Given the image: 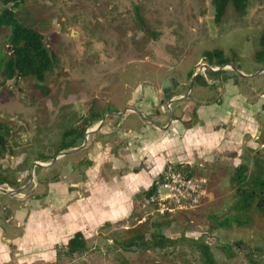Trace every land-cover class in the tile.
<instances>
[{"label":"rangeland","instance_id":"1","mask_svg":"<svg viewBox=\"0 0 264 264\" xmlns=\"http://www.w3.org/2000/svg\"><path fill=\"white\" fill-rule=\"evenodd\" d=\"M15 12L43 34L57 62L44 81L33 76L6 79L11 27L0 29V134L9 144L0 159V175L9 183L0 185L18 188L34 175L18 196L0 191V215L6 208L12 219L4 224L5 231L0 229V264H207L204 244L210 246L215 264H264V217L251 211L250 223H236L238 216H245L235 208L240 184L233 180L240 164L246 165L251 177L255 166L264 162V60L257 58L264 0H249L244 13L230 6L219 22L212 0H24ZM215 49L223 50L247 76L238 75L230 64L216 78L203 70L209 85L195 80L193 98L171 104L172 112L194 126L175 123L186 141L173 146L175 156L167 164L181 165L177 168L185 174L204 176L211 194L194 209L166 214L155 213L144 196H136L128 217L92 227L84 235L89 250L69 255L63 245L71 235L54 241L51 214L65 215L68 187L74 189L72 182L87 179L83 173L88 165L80 162L86 153H72L33 170L39 154L46 153L47 161L42 162L51 161L71 125L60 115L53 121L58 97L86 91L90 97H111L120 109L129 99L146 108L139 99L143 84L158 85L164 76H175L181 87L173 97L184 95L191 73L207 63L206 53ZM145 92L151 93L148 87ZM83 99L82 94L76 97L77 102ZM202 105H209L204 108L212 113L204 114ZM135 123L139 121L130 115L123 126ZM105 127L112 129L110 124ZM124 128L105 142L130 143L123 152L136 151L131 144L134 134H125ZM143 128L152 132L145 123ZM167 134L154 135L179 137L175 130ZM84 188L75 187L78 197ZM155 232L171 241L165 246L126 248L139 235L150 238ZM3 248L12 251L13 261H6Z\"/></svg>","mask_w":264,"mask_h":264},{"label":"flooded vegetation","instance_id":"2","mask_svg":"<svg viewBox=\"0 0 264 264\" xmlns=\"http://www.w3.org/2000/svg\"><path fill=\"white\" fill-rule=\"evenodd\" d=\"M207 59H208L207 63H203L202 65H200V67L204 66L201 72L197 74V75H201L200 78H198L197 80L194 78V82L195 80L196 82L200 81L202 82V86L209 85L208 82L204 79L202 73L203 70H207L208 74L211 77L216 78L218 75L216 73H211L212 71H218V70L225 71L224 69L226 68V66L231 64L230 62L224 65H213L211 64L210 59L208 57ZM206 65H210L213 67H224V68L218 70H211L207 68ZM231 69L234 71L233 68ZM195 72H193V74L191 75L192 78ZM131 73H136V71ZM239 74L240 73H238V75ZM192 78H191V83H192ZM191 83L189 87L186 89L185 94L189 91ZM147 87L151 91L150 95H146L145 90ZM180 87H181V82L178 80V78L171 75L164 76L158 85H156L153 82L143 84L140 89L139 99L141 101V106L146 105L147 106L146 108L138 107L136 105L137 102L136 100L129 99L125 107L123 109H120V107H118L117 105V101H115L111 97L102 98L99 95L90 97L89 93L86 91H78L74 96L73 93H69L67 98H65L64 94H62L57 99L56 107L54 108L55 112L53 114L54 116L53 121L58 118L57 117L58 115H60L61 120L67 118L69 121H71V125L70 126L68 125L67 129L63 132L60 138V142L55 147L56 150L54 151V155L51 158V161L42 162V161H47V158L45 157L46 153L39 154L38 160L34 162L33 170L36 167H44L39 163H51V162L53 163L57 156L59 159L61 157H66L72 154V153H67L65 155H60V153L69 151L70 149L75 147L83 146V148L78 152L86 153V157H83L82 161L80 162H83V164L88 165V168L93 166L95 167L98 162L97 160H95L96 159L95 157H98V155H100L101 157L104 156L100 162L99 171L103 173L106 171L108 173L114 174L117 170H119V168L115 166V159L120 158L121 156L126 154L123 152V150L125 148H129L130 143L129 145L125 146L124 142L120 145V142L118 140H115L114 143L110 145L107 142H105L104 138L113 136V134L115 135L117 132L123 130L124 120L127 119L130 115L135 116L137 122L139 121V123L138 124L135 123L129 128L128 127L124 128L127 129L124 131L125 134L131 133V131L135 133L141 132V130H143L142 129L143 124L145 123L147 127L153 132L161 131L163 133L169 134L170 130H175L179 136H182L183 132L179 131V129L175 127V123H180V125L178 124V126L182 125L181 127H185L188 129L192 128L194 124L192 122L185 121L184 118L180 119L179 115L176 112L174 111L172 112V110L170 109L171 105L169 106L168 104L172 98H175L173 97L175 94L172 93L178 91ZM191 93L192 91L190 92V95ZM80 94L84 95V99L82 101L77 102L76 97L77 95ZM70 97L73 98L70 99ZM187 98H191V97H187ZM175 102L177 101L172 102V104H174ZM51 103L52 105H54L53 101ZM108 124L112 125V129H110L109 131H107L105 127ZM94 127H98V129L90 133L88 135V138H86L87 131L91 130ZM3 135L7 139L6 135L5 134ZM136 138L137 137L135 135L134 139L136 140ZM164 138H166V136ZM131 144H133L134 147L136 145L134 141H132ZM93 148H96V152H92V150H94ZM88 168H85V172L83 173L84 177H86L87 175ZM68 170H70L71 172L73 170V165L70 166ZM32 175L30 177L29 183L21 187L29 186L30 182L34 178L32 177ZM0 178H5L7 180L6 182L9 183V179L6 176L0 175ZM82 182H84V180ZM4 212H5L4 215H0V220H2V222H0V229H2V231H5V227H4L5 223L12 222V219H10V215H8L9 209L5 208ZM13 225H15V223H13Z\"/></svg>","mask_w":264,"mask_h":264},{"label":"trees","instance_id":"3","mask_svg":"<svg viewBox=\"0 0 264 264\" xmlns=\"http://www.w3.org/2000/svg\"><path fill=\"white\" fill-rule=\"evenodd\" d=\"M1 1L3 2V8L0 11V29L5 25L11 27L9 43L12 47V53L8 54L9 57L5 61L6 79L33 76L40 81L45 80L46 75L57 62L55 52L47 46L43 34L37 28L23 22L17 16L15 8L24 0ZM212 2L218 22L226 16L230 6H233L236 11L244 13L249 4V0H212ZM9 4H12V6L10 7ZM206 56L213 65L230 63L221 49L208 51ZM257 58L258 60H264V31L261 36V49L257 52ZM222 72L218 70L211 73L219 75ZM200 76L197 75L195 79L197 80ZM7 145V139L3 134H0V159L7 151ZM177 167H181V165H177ZM189 175H193L192 172ZM233 180L240 184L238 188L239 197L235 203V208L245 216L244 219L238 216L235 219L236 223L239 225L250 223L251 211H256L264 217V162L255 166L251 177H247L246 165L240 164L236 168ZM6 181L5 178H0V183ZM147 194L148 191L145 190L139 193L138 197H145ZM137 239L131 240L126 248H132V245L141 246L142 244H146L149 247L157 245L165 246L168 241H171L169 237L157 232L150 238L139 235ZM63 246L69 255L84 253L89 250L87 239L82 231H77L69 239L68 243ZM202 247L204 261L207 264H215V257L210 246L204 244ZM227 252L232 254L229 247L227 248Z\"/></svg>","mask_w":264,"mask_h":264},{"label":"crops","instance_id":"4","mask_svg":"<svg viewBox=\"0 0 264 264\" xmlns=\"http://www.w3.org/2000/svg\"><path fill=\"white\" fill-rule=\"evenodd\" d=\"M204 107L208 108L209 105ZM203 113L208 114L212 111L204 108ZM213 114L217 115L216 112ZM180 129L179 131H181ZM131 133L137 137L136 140L134 139L136 151L128 152L115 159V166L119 170L114 174L106 171L100 172L99 166L103 157L98 155L95 157L98 162L94 168L87 171L85 182L79 184L72 182L71 186L74 189L68 187L67 192L70 197L65 215L58 214V212H56V216L54 212L51 214L52 222L56 225V233L52 234L54 241L65 238L69 233L71 236L65 241L67 244L77 231H82L85 235L86 231H91L94 226L128 217L136 196L147 190L167 164L173 160L175 156L172 151L173 146L185 140L183 136L176 138L170 135L159 139L154 135L155 131L150 132V135L147 134L146 128H143L139 133L132 131ZM178 148H181L180 145ZM93 149L92 152H96V148ZM80 184L85 188L84 194H80L78 197L76 194L79 190H76L75 187ZM2 250L7 257L6 261H13L12 251L5 250V248ZM19 254L17 253V255Z\"/></svg>","mask_w":264,"mask_h":264},{"label":"built area","instance_id":"5","mask_svg":"<svg viewBox=\"0 0 264 264\" xmlns=\"http://www.w3.org/2000/svg\"><path fill=\"white\" fill-rule=\"evenodd\" d=\"M147 191L146 204L159 214L194 209L211 194L204 176L185 174L174 165H167Z\"/></svg>","mask_w":264,"mask_h":264},{"label":"water","instance_id":"6","mask_svg":"<svg viewBox=\"0 0 264 264\" xmlns=\"http://www.w3.org/2000/svg\"><path fill=\"white\" fill-rule=\"evenodd\" d=\"M9 6L11 7V4H9ZM230 66H231L233 69L237 70L241 75L247 76L244 72H242L241 70H238V69H237L235 66H233L232 64H230ZM206 67L209 68V69H211V70H218V69L224 68V67H213V66H210V65H206ZM203 68H204V66H201V67H200V68L194 73L193 78H192V83H191V86H190L189 91H188L186 94H184V95H182V96H180V97L172 98V99L169 101V103H168L169 106L172 104V102H174V101H176V100L183 99V98H187V97H191V98H192V96L190 95V92L192 91V89H193V87H194V78H195V76H196L198 73L201 72V70H202ZM97 129H98V127H94V128H92L91 130L87 131V133H86V138H88V135H89L90 133H92L93 131H95V130H97ZM82 148H83V146L75 147V148L70 149L69 151H65V152L60 153V155H65V154H67V153H76V152L80 151ZM57 160H58V156L55 158V160H54L53 163L51 162V163H39V164H41L42 166H51V165L54 164ZM32 177H34V176L32 175ZM26 187H27V186H26ZM26 187L11 188V187H4V186L0 185V191H2V192H4V193H8V194L13 195V196H16V195L20 194V193H21Z\"/></svg>","mask_w":264,"mask_h":264}]
</instances>
